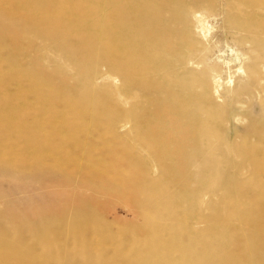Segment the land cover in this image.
I'll use <instances>...</instances> for the list:
<instances>
[{
	"label": "rangeland",
	"instance_id": "1",
	"mask_svg": "<svg viewBox=\"0 0 264 264\" xmlns=\"http://www.w3.org/2000/svg\"><path fill=\"white\" fill-rule=\"evenodd\" d=\"M92 1L99 6L93 26L115 24L112 13L107 17L108 4L117 7L121 0ZM249 2L179 0L155 10L146 23L131 18L127 26L165 40L139 77L119 72L101 57L82 66L74 62L77 50L67 53L0 20L1 38L7 30L19 34L13 61L1 49V76L16 78L17 68L25 67L45 74L61 91L85 90L87 98L81 112H74L51 87L39 86L29 75L21 78L30 104L41 90L52 102L51 115L62 117L67 135L76 140L69 157L75 161L66 171L30 168L19 159L15 165L0 162L1 237L13 233L20 243L31 244L46 223L61 217L49 255L62 257L73 243L67 224L84 210L97 213V226L120 240L117 251L105 246L110 264H264V230H253L257 222L250 219L251 228L242 225L249 218L242 206L257 196L244 184L258 174L264 180L253 168L264 160L258 150L264 145V31L257 27L264 23V7ZM97 48L109 57L114 53L105 41ZM16 85L8 81L10 89ZM95 97L103 102L92 104ZM96 115L100 122L92 121ZM260 193L264 199L263 187ZM141 222L148 234L128 239ZM85 233L91 237V231ZM87 245L90 257L76 263L101 264L92 256L99 240L92 237ZM34 250L40 247L33 245Z\"/></svg>",
	"mask_w": 264,
	"mask_h": 264
},
{
	"label": "bare ground",
	"instance_id": "2",
	"mask_svg": "<svg viewBox=\"0 0 264 264\" xmlns=\"http://www.w3.org/2000/svg\"><path fill=\"white\" fill-rule=\"evenodd\" d=\"M177 1L179 0H137L135 3H130L129 0H121V4L117 7L109 3L108 11L106 10L108 15H106L107 17H111L112 13L115 17V19H113L115 20V24L111 25L109 28H95L92 19L99 11V6L92 0H75V2L71 0H0V20L7 25L16 26L18 30L29 33L32 36H41L46 41H53L67 53L71 50H77L79 55L76 53L78 57L74 58V62L78 63L79 61L82 66H86L91 61V57H101L108 59L109 62H113L117 66L119 72H128L130 75H137L139 77L144 71L151 67L147 66L146 63L151 56H154V53L160 51L159 47L161 43L159 42L163 40L157 42V37L156 39L152 38L153 36H149V34L146 33L148 30L145 31V29H141L136 31V28L134 29V27H131L132 24L127 26V22L131 18H138L146 23V21L148 22V19L151 18V13L154 15L153 13L155 10L161 12L165 6L171 3L175 4ZM248 1L256 7L260 5L264 7V0ZM98 19L100 21V18ZM142 22L139 23H141V25L145 24H142ZM260 25L262 26L259 27V25H257V27L264 31V23ZM146 26L148 27L147 24L145 27ZM149 30L152 32L151 29ZM4 34L2 38L0 37V65L2 48L8 51L6 55L7 60H14L13 53L15 52H13L12 49H15V43L19 36V34L15 32L9 33L8 30ZM159 38L161 37H158V39ZM165 39H167V37ZM102 41L109 43L114 49V53L111 57H109V54H106L107 52L105 53L104 50L102 51L97 48ZM10 51L12 55L9 54ZM242 67L241 64L238 66L240 72H244ZM25 70H27V68L18 67L17 71L14 73L16 78H11L7 75L1 76L0 74V162L15 165V162L19 159L23 160V162L25 161L26 165L30 168L55 166L66 171L65 166L68 165V167H70L68 163L75 161V158H69L72 150L76 147L75 137L72 134L67 135L65 130L67 126L64 127V121L61 120L62 117L56 118L51 115L53 112L52 102L44 100L45 93H41V90L34 98L36 103L30 104L24 90L19 87L20 80L26 75H29L39 86L51 87L50 91L64 98L68 108L79 113L87 102L85 90L80 89L77 92L61 91L47 83V79L49 78H47L45 74L42 73L44 75L42 77L40 74L37 75L32 71L28 72ZM11 80H16L17 84L13 90L10 89L11 87H8V81L10 82ZM149 83L150 85L147 87L150 89L154 83L152 81ZM101 102L103 101L99 97L91 99V103L95 105L101 104ZM163 110H165V108L162 109L161 112H163ZM158 112L160 111L158 110ZM158 112L156 114L160 115L161 113ZM92 121L100 122L97 115L92 118ZM154 123H156V121H154ZM156 124L151 126L153 127ZM166 136L165 138L163 136V138L166 139ZM161 140L159 139L158 141L161 142ZM261 143L264 144V135H262ZM161 144L162 143H160V145ZM254 149L255 147L253 150ZM259 149L264 153V145H260L258 150ZM249 151L252 152L251 150ZM259 154H261V152H259ZM87 158L84 157L83 160ZM47 161H49L48 164ZM87 163H89V161ZM253 168L255 171L261 172L260 174H264V160L258 164L257 168ZM69 170H72V168ZM258 175L254 177L253 173L254 178L251 177L252 180L244 184V186L247 185L245 189H248V191L244 190V192L247 191L248 193L250 191L251 193L255 191L257 196L246 206H242V209L249 214V218L246 217L243 219L245 224L242 225H245L244 227L249 229V227L251 228L250 223L255 221L257 224L253 227V230L257 229V232L261 233L264 230V199L261 198L262 194L260 193V189L261 187L264 188V180L262 176L259 175V177ZM122 192L125 193L123 189ZM128 192L130 193V191ZM244 192L241 191L240 193L244 194ZM252 216L255 217V220L252 219ZM99 219H101V217L97 213H89L84 210L71 216L67 224V229L73 243L70 247H64V254L62 257L49 255L51 248L55 247V234L59 231L60 223L62 225L63 222V218L61 217L53 223H46L44 232L38 238L33 239L31 244L20 243L18 237L13 233L4 237L0 235V264H73L72 262L75 260H82L83 262L89 254L91 255V253L88 254V251L90 252L91 250L88 248L87 244L92 237L99 240L100 245L99 247L97 246L96 252L92 255L94 258L91 257L96 262L100 260L101 264H110L108 260L104 258L107 255H103L106 250L105 246L108 244L111 246L112 251L116 250L118 244H120V240L114 237L106 228L101 226L99 228L97 226ZM249 219L252 222H250ZM142 223L143 222L130 230L128 239L134 237H142L141 239H144L148 233H146V226ZM53 227L55 228L51 230ZM86 231H91L90 238H85L86 236H84V234H88L85 233ZM124 235L127 236L125 231ZM33 245L40 247V252L35 250V252H31V249L33 250ZM76 261L75 264H77ZM119 262L121 264L120 260ZM246 264H248L247 261Z\"/></svg>",
	"mask_w": 264,
	"mask_h": 264
}]
</instances>
